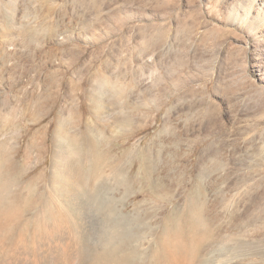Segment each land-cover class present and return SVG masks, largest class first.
Wrapping results in <instances>:
<instances>
[{
	"label": "rangeland",
	"instance_id": "374dc122",
	"mask_svg": "<svg viewBox=\"0 0 264 264\" xmlns=\"http://www.w3.org/2000/svg\"><path fill=\"white\" fill-rule=\"evenodd\" d=\"M97 80L106 83L94 117ZM33 91L53 96L40 122L23 123L46 129L40 168L61 108L74 104L116 133L115 117L131 115L117 151L158 153L166 188L115 195L149 248L168 212L200 187L207 221L232 239L225 245L237 236L246 245L243 256L223 251L220 264H264V0H0V100L21 106Z\"/></svg>",
	"mask_w": 264,
	"mask_h": 264
},
{
	"label": "bare ground",
	"instance_id": "6f19581e",
	"mask_svg": "<svg viewBox=\"0 0 264 264\" xmlns=\"http://www.w3.org/2000/svg\"><path fill=\"white\" fill-rule=\"evenodd\" d=\"M97 82L90 97L94 117L106 83ZM51 100V93L34 91L21 106L0 100V264H138L143 255L146 264H220L223 251L244 255L240 236L233 238L234 247L227 246L232 239L219 237L218 227L207 221L200 187L165 216L154 249L134 231L135 217L119 211L115 193L133 192L137 184L152 191L166 186L163 176H156L158 153L145 146L117 151L118 134L125 133L131 115L115 117L116 133L109 123L100 128L85 120L74 104L61 108L53 121L50 164L40 168L46 129H24L23 123L25 118L29 124L40 122ZM134 156L135 170L128 165ZM59 231H74L75 236L67 240L56 236ZM53 236L57 249L44 242ZM29 245L33 251L27 253Z\"/></svg>",
	"mask_w": 264,
	"mask_h": 264
}]
</instances>
